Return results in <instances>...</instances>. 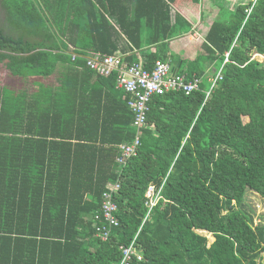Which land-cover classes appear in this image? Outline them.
Returning a JSON list of instances; mask_svg holds the SVG:
<instances>
[{
    "label": "trees",
    "instance_id": "obj_1",
    "mask_svg": "<svg viewBox=\"0 0 264 264\" xmlns=\"http://www.w3.org/2000/svg\"><path fill=\"white\" fill-rule=\"evenodd\" d=\"M208 7L0 0V264H264V224L246 207L248 192L264 199V0ZM194 8L203 53L164 54ZM118 51L147 69L169 58L201 88L155 96L139 133L132 94L88 65ZM122 145L136 148L125 165ZM123 248L136 253L124 261Z\"/></svg>",
    "mask_w": 264,
    "mask_h": 264
},
{
    "label": "built area",
    "instance_id": "obj_2",
    "mask_svg": "<svg viewBox=\"0 0 264 264\" xmlns=\"http://www.w3.org/2000/svg\"><path fill=\"white\" fill-rule=\"evenodd\" d=\"M229 60L227 54L225 61ZM88 65L101 76L108 77L116 73L117 88L128 94H132V98L129 100L128 104L135 113L132 126L135 127L139 133L141 128L146 124L147 114L150 111V103L155 96H163L166 93L177 91H182L189 95L201 88V83L204 79V77L199 76H195L193 79H187L185 75L176 72L170 63L161 59L155 61L152 69H147L140 60L129 64L125 60L124 55L94 54L89 60ZM222 78L223 73L222 69H220L210 78L212 86L209 91H207V95H210L211 89H213ZM137 143L138 141H136V144ZM121 147L124 157H120L119 162L125 165L128 159L136 154V148L134 145H122ZM115 188L118 190L120 187L116 185ZM162 188L163 186L156 187L155 185H151L148 190V196L152 199L154 196L156 198H161L160 192ZM156 190H158V192H156ZM116 209V205L110 199L103 203V217L108 221L110 227L119 224L115 216L116 214H114ZM101 228L98 227L100 232H102ZM110 231L111 229L106 227L105 233L102 232L100 236L106 240L108 239ZM135 253L136 252L130 248H123V254L125 256L124 261H127ZM138 259L142 260L143 258L139 255Z\"/></svg>",
    "mask_w": 264,
    "mask_h": 264
},
{
    "label": "crops",
    "instance_id": "obj_3",
    "mask_svg": "<svg viewBox=\"0 0 264 264\" xmlns=\"http://www.w3.org/2000/svg\"><path fill=\"white\" fill-rule=\"evenodd\" d=\"M179 1L180 0H177V3H179ZM206 2L207 3H210V5H215V6H218V7H221V8L225 6L224 8H228V9L235 10L230 5L228 6V2H226V1H225L224 6H222L223 4L218 3L217 0L216 1H214V0H206ZM173 9H175V6H173ZM180 11H181V13H184L183 16L185 17V19H187L188 22L190 21L189 23H192L193 24V27H192L191 31L188 32V34H184V35L178 37L177 40H176L177 41L176 44H175V40H171L170 42H168L169 45H168L167 48H165L164 54L171 55L172 53H175L178 56L181 55V57L187 58V55H188L189 52H190V54H193V55H197L198 53H203L201 43H202V41L204 39H203V35H202L201 24H199L200 23V16L198 15L199 21L198 22H194L193 20L187 18L188 17V12H190V9L187 10V11H185V10H183V11L180 10ZM201 22H202V20H201ZM204 22H205V20H204ZM153 50H156V47H153ZM136 52L139 53V51H136ZM114 54L122 55V53L120 51L115 52ZM227 54H228V57L230 59V51H227L225 53V60L227 58ZM142 59L143 58H141L140 61H142ZM163 61L168 62L170 64L172 63L171 62V59H169V58L167 60H163ZM153 66H154V64H153ZM210 70L211 69H208L207 68L206 69V73L207 72H210ZM88 81H89V85H92L96 81V76H92V78L90 80H88Z\"/></svg>",
    "mask_w": 264,
    "mask_h": 264
},
{
    "label": "rangeland",
    "instance_id": "obj_4",
    "mask_svg": "<svg viewBox=\"0 0 264 264\" xmlns=\"http://www.w3.org/2000/svg\"><path fill=\"white\" fill-rule=\"evenodd\" d=\"M214 1H216V0H214ZM225 1L228 2V6L230 5L232 8L236 9V7L238 5L247 4L251 0H217L218 3L223 4L222 6H224ZM208 4H209V7L206 8V11H207V9H210V11L215 12L216 6L215 5H210V3H208ZM191 12L195 13V17H196V21H197V9H195V8L192 9L190 12H188V17L187 18H189V19L193 18V17H191V16H193ZM182 15H184V13H182ZM198 15L201 16V10L200 9L198 10ZM206 19H207L206 16L202 17V18L200 17V22H201V20H202V22H204V20H206ZM195 56L196 55L190 54L188 56V58H192V57H195ZM259 59H260L261 62L264 61V56L259 57ZM214 68L215 67H213L210 70V73H212L214 71ZM34 90H36V88H34ZM34 90L32 88V92H34ZM246 205H247L246 206L247 209H252L253 210L255 224H260V223L264 224V199L260 195L255 193V192H248L247 195H246ZM203 234L206 235L208 240H209L208 245L212 244L213 241L215 240L214 236L211 233H209V232H204Z\"/></svg>",
    "mask_w": 264,
    "mask_h": 264
},
{
    "label": "clouds",
    "instance_id": "obj_5",
    "mask_svg": "<svg viewBox=\"0 0 264 264\" xmlns=\"http://www.w3.org/2000/svg\"><path fill=\"white\" fill-rule=\"evenodd\" d=\"M261 56H263V55L255 54V55H254V58H258V59H259V57H261ZM259 60H260V59H259ZM229 61H230V60H229ZM225 62H228V61H225ZM218 71H219V70H218ZM218 71H217V72H218ZM217 72H216V73H217ZM216 73H215V74H216ZM215 74H214V75H215ZM214 75H213V76H214ZM202 77H203V76H202ZM211 77H212V76H211ZM211 77H210V78H211ZM161 199H162V198H161ZM102 205H103V204H102Z\"/></svg>",
    "mask_w": 264,
    "mask_h": 264
}]
</instances>
